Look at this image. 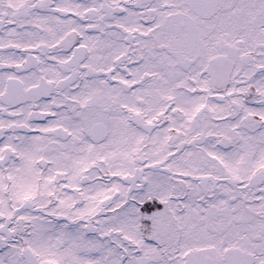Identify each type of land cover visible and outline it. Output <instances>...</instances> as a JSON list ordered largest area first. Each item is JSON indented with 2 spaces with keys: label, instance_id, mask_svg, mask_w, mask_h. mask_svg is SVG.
I'll return each mask as SVG.
<instances>
[{
  "label": "snow or ice",
  "instance_id": "snow-or-ice-1",
  "mask_svg": "<svg viewBox=\"0 0 264 264\" xmlns=\"http://www.w3.org/2000/svg\"><path fill=\"white\" fill-rule=\"evenodd\" d=\"M0 264H264V0H0Z\"/></svg>",
  "mask_w": 264,
  "mask_h": 264
}]
</instances>
